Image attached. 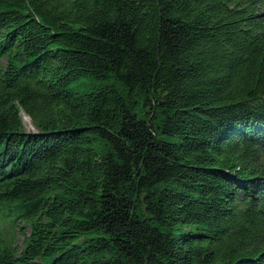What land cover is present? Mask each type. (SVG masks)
Listing matches in <instances>:
<instances>
[{
    "label": "trees",
    "instance_id": "1",
    "mask_svg": "<svg viewBox=\"0 0 264 264\" xmlns=\"http://www.w3.org/2000/svg\"><path fill=\"white\" fill-rule=\"evenodd\" d=\"M0 264H264V0H0Z\"/></svg>",
    "mask_w": 264,
    "mask_h": 264
},
{
    "label": "rangeland",
    "instance_id": "2",
    "mask_svg": "<svg viewBox=\"0 0 264 264\" xmlns=\"http://www.w3.org/2000/svg\"><path fill=\"white\" fill-rule=\"evenodd\" d=\"M2 63H4V61ZM22 120L26 131H36L35 126L33 125V123L31 122L30 118L27 115L22 114ZM22 239H23L22 235L19 234L18 242H20Z\"/></svg>",
    "mask_w": 264,
    "mask_h": 264
}]
</instances>
